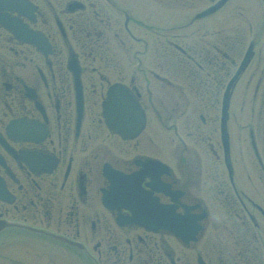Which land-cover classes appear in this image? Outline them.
Returning a JSON list of instances; mask_svg holds the SVG:
<instances>
[{
    "label": "flooded vegetation",
    "instance_id": "flooded-vegetation-1",
    "mask_svg": "<svg viewBox=\"0 0 264 264\" xmlns=\"http://www.w3.org/2000/svg\"><path fill=\"white\" fill-rule=\"evenodd\" d=\"M219 1H0V180L7 199H0V220L12 223L0 231V247L16 244L11 254L0 251V264H264V0H227L214 13L195 17ZM154 8L167 16L189 12L170 31L153 19ZM231 19L239 27L235 36L227 30ZM213 22L226 29L212 35ZM179 32L200 44L217 39L199 49L217 55L228 45L223 38L231 37L239 59L176 63L175 76L182 71L188 92L162 73V50H155V61L149 42L162 46ZM249 48L231 98L239 90L242 103H252L251 116L243 123L242 108L240 114L230 109L229 172L218 109L232 68ZM165 82L176 92L172 100L160 94ZM115 84L134 90L147 111L146 127L133 139L108 128L103 117L102 104ZM146 101L159 127L172 135L171 158H164L161 143L158 151L151 148L159 133L146 139L152 118ZM183 117L185 134L178 125ZM233 124L238 143L242 128L250 135L253 162L249 166L242 154V174ZM149 158L166 162L169 171L148 164ZM112 168L142 170L141 186L152 197L143 191L133 199L146 212L157 210L158 202L190 213L198 227L193 239L123 222L132 214L125 205L130 202L114 196L107 206L103 199Z\"/></svg>",
    "mask_w": 264,
    "mask_h": 264
},
{
    "label": "rangeland",
    "instance_id": "rangeland-1",
    "mask_svg": "<svg viewBox=\"0 0 264 264\" xmlns=\"http://www.w3.org/2000/svg\"><path fill=\"white\" fill-rule=\"evenodd\" d=\"M119 1H120L121 4L126 5L125 0H119ZM130 2H131V0H130ZM148 9H149V7H148ZM153 10H154L153 19L155 21H158V23L161 24V25H168L170 23L169 21L173 18L172 15L167 16L165 14V12L162 11V8H160V10L157 9V8H154ZM220 27H219L220 30H224V29H222L223 28L222 25ZM190 30L191 29H188V31H190ZM227 30H228V32L230 33L231 36H235V31L239 30L238 23L236 22L235 19H231L230 20V22L228 24V27H227ZM168 40L173 41L175 39H172L171 37H169ZM177 41L178 42L179 41L180 42H185V38H180ZM216 41H217V39H210L209 40V42H211V43H214ZM219 41H220V38H219ZM163 42H164L163 51H165V52H163V57L165 59L164 62H169L168 64H164V65L165 66H171L172 63H170V62H172L171 59H172V52L174 51V47L169 45L170 43L166 44V41H163ZM223 42L226 45L227 44H231V46H229L227 48L228 52L231 51L232 44H233V38L232 39H231V37H229L227 39L223 38ZM238 56H239V54H238ZM228 60L230 61V58ZM232 101L233 102H232V106H231L232 107L231 111L234 112V113H239L240 114V111H241V108H242V110H243V116H242L243 123L245 121L248 122L249 121V117L251 116L252 103H250V101L247 102L246 104L242 103V100L239 98V90L237 92H235V95L233 96ZM257 107H258V105H257ZM218 110H219L218 113L220 114V108ZM194 113H195L194 111H191V117L192 118L194 116ZM186 120H187L186 117H183L182 119L181 118L178 119V125L180 127V130L182 131V134H185V133L188 132V130L185 129ZM233 125L235 126V128L232 129V134L235 137L234 151H235V153L237 155H238V152H239V156H238L239 163L238 164H239V170H240L241 167H242V161H241L242 154L244 156V161H247L246 163L249 166L253 162L252 152H251V148H250L251 147L250 146V135H249V131H248L247 127L242 128V131L241 130L239 131V143H238V141H237V139H238V137H237L238 131L236 129V124H233ZM239 125H241V123H239ZM158 133H159L160 137H156V138H158V140L156 141V143L151 144V148L154 151H158L159 150V143H161L164 146V149H165V151H164L165 154H163L164 158L166 159L167 156H169L171 158V155L168 152H169L170 148L172 147V135L170 134V132L165 133L164 130L161 127H159V125L157 124L156 118L152 117L150 122H149L148 130H147V137H146L147 141L150 140V138L148 137L149 135L153 136V135H156ZM153 138L156 140L155 137H153ZM192 138H190V139L188 138L187 141L194 142L193 140H191ZM214 138H216V137H213V140H214ZM148 144L150 145V143H148ZM205 145H207L206 142H205ZM205 145L203 144V146H201V145L200 146L203 149ZM166 149H168V150H166ZM240 174H242L241 170H240ZM210 181L211 180H209V182ZM208 185H209V183L208 184L205 183L204 191H207ZM212 187H213V189L215 188L214 186H212ZM9 236L11 237L12 235L9 234ZM15 247H16V244L13 243L12 245L10 244L9 246L0 247V251L2 253L11 254L13 252L12 249H14ZM261 251H263V248L261 249Z\"/></svg>",
    "mask_w": 264,
    "mask_h": 264
},
{
    "label": "water",
    "instance_id": "water-1",
    "mask_svg": "<svg viewBox=\"0 0 264 264\" xmlns=\"http://www.w3.org/2000/svg\"><path fill=\"white\" fill-rule=\"evenodd\" d=\"M128 92L120 85L111 87L103 109L106 123L110 128L124 137H133L144 127L145 113L137 98ZM1 227L2 223L0 229Z\"/></svg>",
    "mask_w": 264,
    "mask_h": 264
}]
</instances>
